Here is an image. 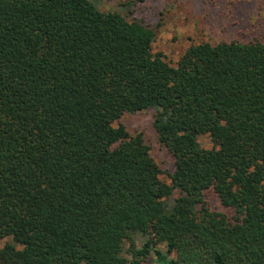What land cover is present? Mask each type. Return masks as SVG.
I'll list each match as a JSON object with an SVG mask.
<instances>
[{
    "label": "trees",
    "instance_id": "trees-1",
    "mask_svg": "<svg viewBox=\"0 0 264 264\" xmlns=\"http://www.w3.org/2000/svg\"><path fill=\"white\" fill-rule=\"evenodd\" d=\"M155 37L95 0H0V264H264V42L173 66ZM149 108L169 183L114 125Z\"/></svg>",
    "mask_w": 264,
    "mask_h": 264
},
{
    "label": "rangeland",
    "instance_id": "rangeland-1",
    "mask_svg": "<svg viewBox=\"0 0 264 264\" xmlns=\"http://www.w3.org/2000/svg\"><path fill=\"white\" fill-rule=\"evenodd\" d=\"M95 3L102 11H118L153 27L156 37L152 51L161 52L173 66L191 43L254 39L264 42V0H95ZM154 113L151 108L125 113L114 125H124L130 134H142L150 155L163 170L160 179L169 183L173 157L153 129ZM199 140L204 147H211L207 136ZM205 199L211 209L228 212L211 191L206 192ZM145 238L141 234L137 236L138 246ZM6 241L10 238H0V247ZM158 248L166 251L163 244ZM143 264H158L156 256L150 253Z\"/></svg>",
    "mask_w": 264,
    "mask_h": 264
}]
</instances>
